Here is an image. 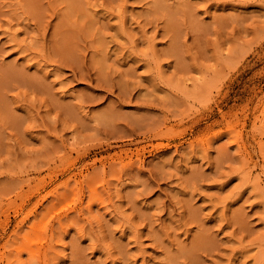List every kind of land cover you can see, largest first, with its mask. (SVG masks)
Returning <instances> with one entry per match:
<instances>
[{
  "label": "rangeland",
  "instance_id": "374dc122",
  "mask_svg": "<svg viewBox=\"0 0 264 264\" xmlns=\"http://www.w3.org/2000/svg\"><path fill=\"white\" fill-rule=\"evenodd\" d=\"M263 105L264 0H0V264H264Z\"/></svg>",
  "mask_w": 264,
  "mask_h": 264
},
{
  "label": "bare ground",
  "instance_id": "6f19581e",
  "mask_svg": "<svg viewBox=\"0 0 264 264\" xmlns=\"http://www.w3.org/2000/svg\"><path fill=\"white\" fill-rule=\"evenodd\" d=\"M157 67H159V66H157ZM158 69V68H157ZM158 73V72H157ZM153 74V73H152ZM158 75V74H157ZM155 78V77H154ZM153 79V78H152ZM158 79V78H157ZM153 82V81H152ZM264 106V105H263ZM263 109H262V114L261 115H259V116H257V118H260L259 119V121H261V122H264V107H262ZM235 141V140H234ZM236 143V142H235ZM234 143V144H235ZM240 144V143H239ZM242 145V144H241ZM243 158H245V157H243ZM263 173L262 174H259L258 176H256V178H255V180H254V182H253V184H252V186L254 187L253 189L255 190V191H261L262 193H263V195H264V171H262ZM81 173V172H80ZM247 175V174H246ZM85 176V175H84ZM81 177H82V175H81ZM247 177V176H246ZM248 179L250 180V177H248ZM247 179V180H248ZM257 190H256V189ZM94 198V197H93ZM46 250V249H45ZM39 251V250H38ZM30 252H32V251H29V253ZM46 252H47V250H46ZM45 253V252H44ZM30 254H32V256L34 257L35 255L33 254V253H30ZM41 254V253H40ZM39 254V255H40ZM46 254V253H45ZM30 256V255H29ZM42 256V255H41ZM33 257H31V258H29V259H32ZM37 257H39V256H37ZM37 257H34L33 259H35V258H37ZM40 258V257H39ZM40 260V259H39ZM24 262H26V261H24ZM35 262H36V260H35ZM34 263V262H33ZM33 263H31V264H33ZM39 263H41V262H39ZM28 264V263H27ZM35 264V263H34Z\"/></svg>",
  "mask_w": 264,
  "mask_h": 264
}]
</instances>
